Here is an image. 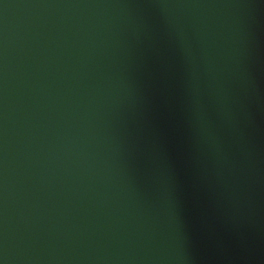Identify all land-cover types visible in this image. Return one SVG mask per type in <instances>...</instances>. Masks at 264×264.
<instances>
[{
	"label": "water",
	"instance_id": "water-1",
	"mask_svg": "<svg viewBox=\"0 0 264 264\" xmlns=\"http://www.w3.org/2000/svg\"><path fill=\"white\" fill-rule=\"evenodd\" d=\"M0 264H264V0H0Z\"/></svg>",
	"mask_w": 264,
	"mask_h": 264
}]
</instances>
